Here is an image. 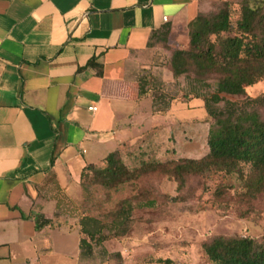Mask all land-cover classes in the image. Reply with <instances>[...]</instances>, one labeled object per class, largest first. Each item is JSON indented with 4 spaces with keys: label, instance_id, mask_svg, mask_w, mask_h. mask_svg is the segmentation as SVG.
<instances>
[{
    "label": "crops",
    "instance_id": "1",
    "mask_svg": "<svg viewBox=\"0 0 264 264\" xmlns=\"http://www.w3.org/2000/svg\"><path fill=\"white\" fill-rule=\"evenodd\" d=\"M220 1L0 0V264H86L64 219L83 167L149 145L165 116L138 97L150 36ZM92 57L102 75L79 69ZM37 213L50 223L36 228Z\"/></svg>",
    "mask_w": 264,
    "mask_h": 264
},
{
    "label": "rangeland",
    "instance_id": "2",
    "mask_svg": "<svg viewBox=\"0 0 264 264\" xmlns=\"http://www.w3.org/2000/svg\"><path fill=\"white\" fill-rule=\"evenodd\" d=\"M242 1L227 0L233 26L240 16ZM218 5L212 6L213 12ZM188 31V26L174 32L171 28L159 30L148 47V67L138 71V82L142 80L147 95L151 99L155 96L158 106L160 98L167 101L174 97L169 116L167 110L160 123L159 116L153 122L151 118L144 122V130L159 123L145 148L148 152L154 150L145 156L146 160L199 158L208 149L206 138L210 117L205 111L204 100L198 97L182 102V94L190 87L188 79L184 75L174 78L169 64L175 49L187 47ZM207 82L208 85L200 89L205 95L215 89L214 79L208 78ZM222 95L226 100L239 103L247 97L264 95V76L246 86L242 96ZM150 97L142 103L144 113L151 112ZM251 105L244 103L246 107ZM256 108L264 120V107ZM131 154L132 151L126 150L122 159L132 168L138 164L139 157L138 153L135 157ZM90 178H86L81 197L64 210V219L71 222L69 225H76L80 230V219L92 216L103 224L102 234L112 235L114 229L110 220L118 203L126 198L133 208L128 232L122 236H109L101 242L92 241L93 254L86 258V264H159L161 258H170L176 264H213L205 255L202 244L214 236H249L264 240V181L259 185V191H251L249 184L255 182L257 174L247 164L241 165L239 171L227 174L213 172L186 176L179 189L178 183L160 168L112 188ZM81 237L87 238L83 233Z\"/></svg>",
    "mask_w": 264,
    "mask_h": 264
},
{
    "label": "trees",
    "instance_id": "3",
    "mask_svg": "<svg viewBox=\"0 0 264 264\" xmlns=\"http://www.w3.org/2000/svg\"><path fill=\"white\" fill-rule=\"evenodd\" d=\"M217 4L215 12L212 9L199 12L188 22V45L175 49L169 60L172 76L178 78L184 75L188 79L190 87L182 94V102L198 97L204 100L205 111L210 117L207 152L199 158L146 160L145 156L151 155L149 153L154 150L148 152L140 147L135 152L136 149L123 144L122 148L109 152L100 164L88 163L83 167L80 175L82 192L88 176L94 182L112 188L160 168L167 177L178 183L179 189L186 176L237 172L245 164L257 174L255 182L249 184L250 190L259 191V185L264 181V120L256 106L264 107V95L247 97L239 103L226 100L222 94L242 96L246 86L264 76V0H243L240 16L234 26L230 18V3L221 0ZM164 28L169 29L170 25L154 31L148 45L152 44L154 35ZM232 31L233 34H230ZM89 66L96 69V74L102 75V67L94 57L79 69ZM208 78L214 79L215 89L205 95L200 89L208 85ZM144 87L140 79L138 97L147 94ZM160 99L158 106L155 96L152 98L153 110L165 113L174 97L167 101ZM221 102L223 104L219 106ZM246 102L252 105L246 107ZM126 150L132 151L133 157L138 153L139 162L135 167L131 168L123 161L122 155ZM132 208L126 198L118 203L110 220L114 229L112 235L102 234L103 224L97 218L83 216L79 222L80 257L84 260L92 257V241L95 239L101 242L109 236L125 235L132 223ZM50 221L42 214L35 215L36 228ZM81 233L87 238L81 237ZM96 235L98 238H95ZM202 249L213 264H264V240L249 236H214L202 244ZM159 264L176 263L170 258H161Z\"/></svg>",
    "mask_w": 264,
    "mask_h": 264
},
{
    "label": "built area",
    "instance_id": "4",
    "mask_svg": "<svg viewBox=\"0 0 264 264\" xmlns=\"http://www.w3.org/2000/svg\"><path fill=\"white\" fill-rule=\"evenodd\" d=\"M164 20H166V17H164ZM88 109L89 110H96V106H89Z\"/></svg>",
    "mask_w": 264,
    "mask_h": 264
}]
</instances>
